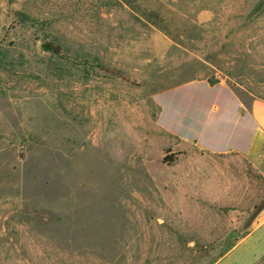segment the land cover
<instances>
[{"label":"rangeland","instance_id":"obj_1","mask_svg":"<svg viewBox=\"0 0 264 264\" xmlns=\"http://www.w3.org/2000/svg\"><path fill=\"white\" fill-rule=\"evenodd\" d=\"M217 73L264 96V0H0V264H248L264 178L153 120Z\"/></svg>","mask_w":264,"mask_h":264},{"label":"crops","instance_id":"obj_2","mask_svg":"<svg viewBox=\"0 0 264 264\" xmlns=\"http://www.w3.org/2000/svg\"><path fill=\"white\" fill-rule=\"evenodd\" d=\"M216 77L202 74L155 90L153 120L162 134L161 147L176 154L175 161L188 147L234 156L264 178V96L226 74ZM252 236L254 254L248 264L264 255V206L237 243Z\"/></svg>","mask_w":264,"mask_h":264},{"label":"trees","instance_id":"obj_3","mask_svg":"<svg viewBox=\"0 0 264 264\" xmlns=\"http://www.w3.org/2000/svg\"><path fill=\"white\" fill-rule=\"evenodd\" d=\"M42 46L45 50L52 52L53 54L58 55L61 53L60 46L53 44L52 42H44ZM102 70L107 74H110L112 76L122 79L123 81H127V82L130 81V78L125 73L119 70H116L114 68L105 66V67H102ZM175 156L176 154H165L164 157L162 158V161L163 162L172 161L174 160Z\"/></svg>","mask_w":264,"mask_h":264}]
</instances>
